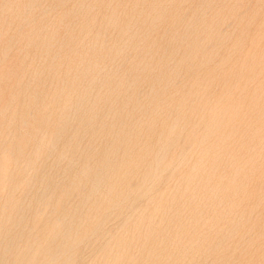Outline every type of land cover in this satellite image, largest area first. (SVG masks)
Listing matches in <instances>:
<instances>
[{
  "label": "rangeland",
  "instance_id": "374dc122",
  "mask_svg": "<svg viewBox=\"0 0 264 264\" xmlns=\"http://www.w3.org/2000/svg\"><path fill=\"white\" fill-rule=\"evenodd\" d=\"M263 107L264 0H0V264H264Z\"/></svg>",
  "mask_w": 264,
  "mask_h": 264
},
{
  "label": "bare ground",
  "instance_id": "6f19581e",
  "mask_svg": "<svg viewBox=\"0 0 264 264\" xmlns=\"http://www.w3.org/2000/svg\"><path fill=\"white\" fill-rule=\"evenodd\" d=\"M26 11H27V10H26ZM105 41H106V39H105ZM238 78H239V77H238ZM226 82H227V81H226ZM235 85H236V84H235ZM226 87H227V86H226ZM141 92H142V91H141ZM212 95H213V94H212ZM244 98H245V97H244ZM237 101H238V100H237ZM234 104H236V102H235ZM227 107H230V106H227ZM236 107H237V106H236ZM233 108H234V106H233ZM233 108H232V109H233ZM263 108H264V107H263ZM227 109H228V108H227ZM248 109H249V108H248ZM238 110H239V109H238ZM238 110H237V111H238ZM234 111H235V110H234ZM234 111H233V112H234ZM239 111H240V110H239ZM238 113H240V112H238ZM261 183H262V182H261ZM231 184H232V183H231ZM260 187H261V186H260ZM253 194H254V193H253ZM259 263H260V262H259Z\"/></svg>",
  "mask_w": 264,
  "mask_h": 264
}]
</instances>
